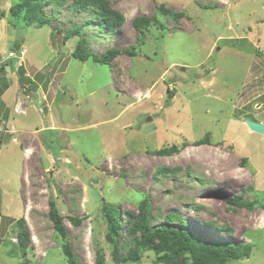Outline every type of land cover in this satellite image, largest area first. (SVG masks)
I'll list each match as a JSON object with an SVG mask.
<instances>
[{
  "label": "rangeland",
  "instance_id": "rangeland-1",
  "mask_svg": "<svg viewBox=\"0 0 264 264\" xmlns=\"http://www.w3.org/2000/svg\"><path fill=\"white\" fill-rule=\"evenodd\" d=\"M17 1L0 0V264H67L51 198L78 264H97L96 250L103 264H166L143 245L136 260L112 259L102 205L119 208L124 255L133 245L126 210L144 197L152 224L177 213L193 233L248 244L226 264H264V135L244 122L264 121V0H108L125 18L115 30L66 7L71 0L27 24L10 12ZM136 16L151 19L142 33ZM72 23L96 54H136L74 58L76 37L62 41Z\"/></svg>",
  "mask_w": 264,
  "mask_h": 264
},
{
  "label": "trees",
  "instance_id": "trees-1",
  "mask_svg": "<svg viewBox=\"0 0 264 264\" xmlns=\"http://www.w3.org/2000/svg\"><path fill=\"white\" fill-rule=\"evenodd\" d=\"M66 0H18L10 7V12L14 16H19L26 21L27 24L41 25L45 20L49 21L53 15H42L45 5H50L52 9H59ZM69 9L91 13L98 24L105 29L115 30L120 27L124 21V16L110 6L108 0H71V3L66 5ZM159 11L168 16L176 18L179 13L171 12L169 9L158 6ZM150 18L145 16H136L132 24L134 28L140 30L149 22ZM87 22V21H86ZM82 24L72 23L67 26L62 36V41L76 37L75 45L71 53L72 57L79 60L92 59L94 62L109 64L115 54L126 51L131 56L136 54L135 48H125L118 50L117 48H109L106 51L96 54L91 51L87 45L89 38L82 34ZM60 29V27L58 26ZM139 44L142 42L141 37L138 39ZM205 138L197 140L196 144H202ZM207 140V139H206ZM176 150V147H172ZM160 153H169V150H159ZM228 204L250 206L252 202H240L239 199H231L224 197ZM48 217L52 221L53 229L63 239L61 250L64 253L67 264H78L71 244L67 240V231L63 222L62 215L56 205V202L51 198L48 200ZM102 215L106 223L107 232L105 237L112 244V259L115 262L120 260H136L139 257L137 246L143 245L149 248L155 256V261L166 264H176L180 258H183V253H188L191 258L189 264H226L229 259H240L248 255L249 246L246 243L234 244L230 241L207 238L202 234L191 232L186 228L185 219L174 212L166 213L163 216V221L152 224V212L147 197H144L137 206V212L133 213L126 210L127 226L125 232L132 234L130 241L133 242L129 246L124 255H120L118 251L119 235L123 231L122 221L120 219L119 208L114 204H103L101 207ZM71 223L77 224L79 219L76 217H68ZM16 227V243L15 248L24 255L29 248L30 233L25 223L24 217L21 215L15 219ZM121 242H123L121 240ZM169 252L170 254H168ZM103 254L96 250L97 264H103ZM186 261V260H185Z\"/></svg>",
  "mask_w": 264,
  "mask_h": 264
},
{
  "label": "water",
  "instance_id": "water-1",
  "mask_svg": "<svg viewBox=\"0 0 264 264\" xmlns=\"http://www.w3.org/2000/svg\"><path fill=\"white\" fill-rule=\"evenodd\" d=\"M263 52H264V49H263ZM244 122L247 124V126L251 130L264 135V123L263 122L254 121L248 118L244 119ZM176 264H187V262H185L183 258H180Z\"/></svg>",
  "mask_w": 264,
  "mask_h": 264
},
{
  "label": "built area",
  "instance_id": "built-area-1",
  "mask_svg": "<svg viewBox=\"0 0 264 264\" xmlns=\"http://www.w3.org/2000/svg\"><path fill=\"white\" fill-rule=\"evenodd\" d=\"M10 55H12V57H13V56H15V53L13 54V53L11 52Z\"/></svg>",
  "mask_w": 264,
  "mask_h": 264
},
{
  "label": "crops",
  "instance_id": "crops-1",
  "mask_svg": "<svg viewBox=\"0 0 264 264\" xmlns=\"http://www.w3.org/2000/svg\"><path fill=\"white\" fill-rule=\"evenodd\" d=\"M13 111H14V112H17V111H15V108L13 109ZM262 122H264V121H262Z\"/></svg>",
  "mask_w": 264,
  "mask_h": 264
}]
</instances>
